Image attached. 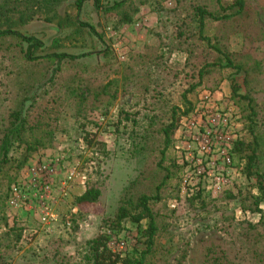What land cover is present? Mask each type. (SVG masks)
<instances>
[{
  "label": "rangeland",
  "instance_id": "obj_1",
  "mask_svg": "<svg viewBox=\"0 0 264 264\" xmlns=\"http://www.w3.org/2000/svg\"><path fill=\"white\" fill-rule=\"evenodd\" d=\"M15 1L23 4L27 0H0V5ZM41 1L30 0L32 17L24 23L13 21L11 28L42 40L45 51L88 55L76 65L64 66L53 81L44 82L50 76L48 72L36 89L35 84L40 98L32 116L47 120L54 128V137L50 146L31 154L21 168L10 173L13 181L9 188L5 185L8 179L0 186V264L81 262L85 242L98 233L101 218L114 212L123 188L142 170L150 149L161 145L157 130L169 121L172 107L179 108L177 117L186 109L182 94L197 81V62L193 58L186 64L187 54L182 48L195 44L198 50L204 49L197 39L191 7L195 3L212 6L211 0H150L139 7L130 23L118 24L113 17L97 11L92 1H85L78 18L103 34L111 50L106 57V45L86 28L75 30L65 25L66 16L75 14L72 0ZM100 1L105 4L117 0ZM244 2V14L225 22L207 23L205 33L235 61L245 63L246 71L234 73L232 68H220L186 96L196 104L201 93L207 91L223 105L233 107L239 137L245 139L250 135L241 130L240 114L230 99L232 85L237 84L238 93L253 98V130L260 140L259 174L264 172V0ZM0 26L4 28L3 17ZM16 68L0 51V134L6 113L15 101ZM40 74V69L31 67L18 79L26 75L36 80ZM108 81L114 98L109 104L107 98L102 104L94 102L93 91ZM79 97L86 100L77 116L75 104ZM46 105L49 113L42 111ZM124 113L129 119H124ZM80 124L93 135L97 146L86 145ZM175 135L176 130L167 155L175 156L177 163ZM21 152V147H14L11 155L16 158ZM153 153L157 157V152ZM54 158L59 159V166L55 199L50 205L57 216L45 225L40 220L38 202L20 197L12 205L10 197L12 187L23 186L33 166ZM243 165L233 157L231 183L222 192L204 187L187 196L164 198L155 205L158 208L164 203L175 211L167 219L168 228L155 238L153 264H175L184 252L185 258L179 264H264V228L256 225L260 214L241 209L244 198L259 194L257 177L247 176ZM181 172L182 168L180 178ZM178 180L180 183L179 178L171 183L177 184ZM63 184L69 186L65 198L59 195ZM88 184L100 189V197L96 203L78 209L74 198ZM260 207L264 208V201ZM14 223L22 229L15 244L10 243L11 235L4 234ZM124 231L135 239L134 246L140 247L135 225L128 222Z\"/></svg>",
  "mask_w": 264,
  "mask_h": 264
},
{
  "label": "trees",
  "instance_id": "obj_2",
  "mask_svg": "<svg viewBox=\"0 0 264 264\" xmlns=\"http://www.w3.org/2000/svg\"><path fill=\"white\" fill-rule=\"evenodd\" d=\"M29 1H23V4L15 1L0 5V18H4V28L0 26V51L4 59L17 67L15 101L6 113L0 134V186L8 179L7 184L5 183L8 188L9 182L13 181L10 180V173L21 168L31 154L50 146L54 137V128L47 120L41 119L40 115L32 116V112L38 104L37 100L40 98V94L35 91L38 86L37 83L44 79L48 72H50V76L44 82L53 81L64 66L76 65L80 58L88 55L85 52L73 54L65 51H45L42 40L12 29L11 23L13 21L24 23L26 19L32 17V10L28 8ZM85 1H92L97 11H101L104 16L113 17L116 23L123 24L130 23L139 7L150 0H117L105 4H102L100 0H72L75 14L74 16H66L65 25L74 26L75 30L86 28L106 45L103 55L107 57L111 50L103 34L98 32L92 24L78 18ZM41 2L48 3L49 0ZM211 3L212 6L195 3L191 7L192 16L197 25V39L204 49L198 50L194 46L195 44L192 45L193 49L191 45L182 48L187 54L186 64L193 62V58H196L197 62L194 63L197 67L195 71L197 81L182 94L186 109L180 112L179 117H177V108L176 106L172 107L169 121L161 124L157 130L161 145L150 149L142 170H139L138 174L123 188L114 212L101 218L98 233L85 242V252L79 264H153L151 259L155 254V238L168 228L169 221L167 219L170 215L173 216L175 211L166 208L164 203L158 208H155V205L162 202L164 198H178L179 194V180L177 184H172L171 181L175 178L176 180L180 179L181 167L176 163L175 156H168L167 151L172 148V135L178 126V119L187 115L194 107V101L188 100L186 95L201 85L207 75L219 71L220 68H232L234 73L246 71L245 63L235 61L218 42L213 43L211 36L205 33L207 23L225 22L244 14L246 5L244 0L229 2L211 0ZM193 50L195 56H193ZM31 67L40 69L41 74L36 80L30 79L26 75L18 79ZM92 96L94 102L102 104V99L107 98L109 100L106 103L109 104L115 96L111 90V82L108 81L94 90ZM230 99L233 100L236 113L240 114L241 130H246L250 135L249 139L239 137L233 148V157H236L239 162H243V172L247 176L256 175L259 190V194H249L241 201V209L242 211L259 213L260 217L256 225L264 228V208L260 207V203L264 201V172L256 174L260 140L253 130L256 115L254 100L248 94L238 93L237 84L232 85ZM85 100L86 97H79L75 104L77 116L82 113V105ZM46 107L47 105L42 111L49 113ZM124 119H129V114L124 113ZM81 131L84 133L82 139L86 145L93 146L97 143L93 140V135L91 136L90 132L85 131L83 124ZM95 145L97 146V144ZM98 145L102 146V144ZM14 147H21L22 152L19 157H12L11 150ZM153 152H157V157L152 156ZM100 194L98 187L88 184L84 191L74 198L75 206L79 209L82 205L94 204L98 201ZM143 221H145L144 226H142ZM128 222L133 223L136 227L140 247L134 246L129 252L121 255L108 247L107 231L116 233L123 231ZM256 225H252V227ZM21 232L22 229L14 223L8 227L4 234L6 236L11 235V242H9L15 244L20 240ZM9 245L7 244V246ZM184 254L185 252L182 253L181 257L176 258L175 264H179L185 258Z\"/></svg>",
  "mask_w": 264,
  "mask_h": 264
},
{
  "label": "built area",
  "instance_id": "obj_3",
  "mask_svg": "<svg viewBox=\"0 0 264 264\" xmlns=\"http://www.w3.org/2000/svg\"><path fill=\"white\" fill-rule=\"evenodd\" d=\"M239 139L238 122L234 108L223 105L211 93L204 91L193 109L179 120L174 148L181 166L179 195L187 196L194 190L206 188L222 192L231 183L233 148ZM59 159L44 160L27 173L24 185L12 187L10 204L20 197L34 199L42 213L40 220L47 225L57 216L50 201L55 199L54 182ZM69 177V175H67ZM69 186L63 184L59 195L67 196ZM175 207V202L171 204ZM108 247L121 254L129 252L135 243L127 231H107Z\"/></svg>",
  "mask_w": 264,
  "mask_h": 264
}]
</instances>
